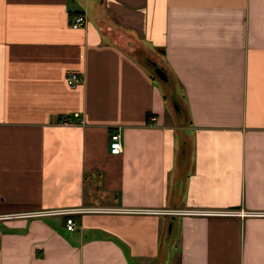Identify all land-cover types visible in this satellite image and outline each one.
I'll list each match as a JSON object with an SVG mask.
<instances>
[{
    "label": "crops",
    "instance_id": "0c3cea01",
    "mask_svg": "<svg viewBox=\"0 0 264 264\" xmlns=\"http://www.w3.org/2000/svg\"><path fill=\"white\" fill-rule=\"evenodd\" d=\"M73 206L259 214L4 217L0 264H264V0H0V215Z\"/></svg>",
    "mask_w": 264,
    "mask_h": 264
},
{
    "label": "built area",
    "instance_id": "2783aa9c",
    "mask_svg": "<svg viewBox=\"0 0 264 264\" xmlns=\"http://www.w3.org/2000/svg\"><path fill=\"white\" fill-rule=\"evenodd\" d=\"M85 24V18L81 14H77L73 17L70 25L72 27H80ZM80 81V75L74 71L67 73L66 82L69 86L73 87ZM121 150V137L118 129L111 131L109 136V151L111 153H119ZM121 211V212H148V213H161V214H176V213H209V214H226V215H249L259 214L255 211L246 210H233V209H207V210H192V209H178V208H122L114 207L107 208L103 206H73V207H55L49 209L30 210L23 212H13L0 215V218L13 217V216H42V215H64L65 226L68 230H71L75 226L73 214L83 213L88 211Z\"/></svg>",
    "mask_w": 264,
    "mask_h": 264
},
{
    "label": "water",
    "instance_id": "95a60500",
    "mask_svg": "<svg viewBox=\"0 0 264 264\" xmlns=\"http://www.w3.org/2000/svg\"><path fill=\"white\" fill-rule=\"evenodd\" d=\"M158 72L163 78H165V75L162 73V71H158Z\"/></svg>",
    "mask_w": 264,
    "mask_h": 264
},
{
    "label": "trees",
    "instance_id": "16d2710c",
    "mask_svg": "<svg viewBox=\"0 0 264 264\" xmlns=\"http://www.w3.org/2000/svg\"><path fill=\"white\" fill-rule=\"evenodd\" d=\"M148 114V113H147ZM149 115V114H148Z\"/></svg>",
    "mask_w": 264,
    "mask_h": 264
},
{
    "label": "rangeland",
    "instance_id": "374dc122",
    "mask_svg": "<svg viewBox=\"0 0 264 264\" xmlns=\"http://www.w3.org/2000/svg\"><path fill=\"white\" fill-rule=\"evenodd\" d=\"M156 76V75H155Z\"/></svg>",
    "mask_w": 264,
    "mask_h": 264
}]
</instances>
